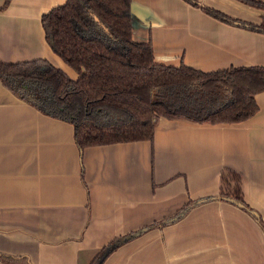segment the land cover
Here are the masks:
<instances>
[{"label":"crops","instance_id":"0c3cea01","mask_svg":"<svg viewBox=\"0 0 264 264\" xmlns=\"http://www.w3.org/2000/svg\"><path fill=\"white\" fill-rule=\"evenodd\" d=\"M65 1L0 0V62L44 58L75 79L40 21ZM195 1L131 0L132 38L149 41L164 65L264 66V32L202 9L264 24V7ZM254 98L257 110L240 122L159 116L151 140L79 150L69 121L42 113L0 81V255L89 264L113 239L146 227L102 264H264V89ZM224 170L239 174L247 208L220 198Z\"/></svg>","mask_w":264,"mask_h":264},{"label":"trees","instance_id":"16d2710c","mask_svg":"<svg viewBox=\"0 0 264 264\" xmlns=\"http://www.w3.org/2000/svg\"><path fill=\"white\" fill-rule=\"evenodd\" d=\"M7 1V0H6ZM197 5L195 0H187ZM264 7L263 3L243 0ZM209 15L264 32V24L232 19L209 7ZM49 48L76 73L71 78L44 58L0 62V81L17 97L52 117L69 121L79 150L85 146L151 140L159 116L198 123H235L257 110L264 66L243 65L202 71L154 61L149 41L132 38L131 0H66L40 17ZM220 198L240 202V176L224 170ZM191 204L166 224L179 218ZM146 227L113 239L89 264H102L118 245ZM0 264H28L0 255Z\"/></svg>","mask_w":264,"mask_h":264},{"label":"water","instance_id":"95a60500","mask_svg":"<svg viewBox=\"0 0 264 264\" xmlns=\"http://www.w3.org/2000/svg\"><path fill=\"white\" fill-rule=\"evenodd\" d=\"M238 204L242 205L240 202H237Z\"/></svg>","mask_w":264,"mask_h":264}]
</instances>
